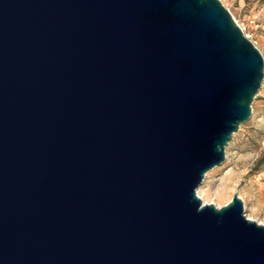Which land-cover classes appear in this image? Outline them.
Here are the masks:
<instances>
[{
  "label": "water",
  "instance_id": "95a60500",
  "mask_svg": "<svg viewBox=\"0 0 264 264\" xmlns=\"http://www.w3.org/2000/svg\"><path fill=\"white\" fill-rule=\"evenodd\" d=\"M263 78L220 0H0V264H264L197 196Z\"/></svg>",
  "mask_w": 264,
  "mask_h": 264
},
{
  "label": "rangeland",
  "instance_id": "374dc122",
  "mask_svg": "<svg viewBox=\"0 0 264 264\" xmlns=\"http://www.w3.org/2000/svg\"><path fill=\"white\" fill-rule=\"evenodd\" d=\"M264 59V0H220ZM249 119L225 147L224 161L207 171L197 188L203 204L226 205L236 193L243 215L264 225V78Z\"/></svg>",
  "mask_w": 264,
  "mask_h": 264
},
{
  "label": "built area",
  "instance_id": "2783aa9c",
  "mask_svg": "<svg viewBox=\"0 0 264 264\" xmlns=\"http://www.w3.org/2000/svg\"><path fill=\"white\" fill-rule=\"evenodd\" d=\"M246 37H248V36H246Z\"/></svg>",
  "mask_w": 264,
  "mask_h": 264
}]
</instances>
